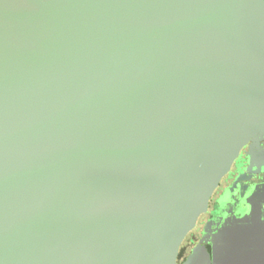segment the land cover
Masks as SVG:
<instances>
[{
	"label": "water",
	"instance_id": "water-1",
	"mask_svg": "<svg viewBox=\"0 0 264 264\" xmlns=\"http://www.w3.org/2000/svg\"><path fill=\"white\" fill-rule=\"evenodd\" d=\"M263 132L264 0H0V264H175Z\"/></svg>",
	"mask_w": 264,
	"mask_h": 264
},
{
	"label": "flooded vegetation",
	"instance_id": "flooded-vegetation-1",
	"mask_svg": "<svg viewBox=\"0 0 264 264\" xmlns=\"http://www.w3.org/2000/svg\"><path fill=\"white\" fill-rule=\"evenodd\" d=\"M229 224L234 228L233 233L242 231L235 229L236 226L248 225L250 240L264 245V132L251 136L241 145L209 195L204 211L178 244L175 264H185L194 250L193 264H214L213 252L225 249L230 243ZM244 241L245 238L238 237L235 244ZM251 257L264 264V253Z\"/></svg>",
	"mask_w": 264,
	"mask_h": 264
}]
</instances>
